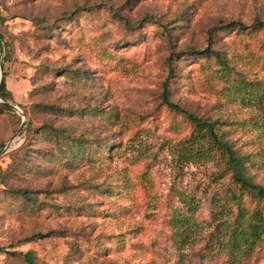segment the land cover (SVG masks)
<instances>
[{"label":"rangeland","instance_id":"rangeland-1","mask_svg":"<svg viewBox=\"0 0 264 264\" xmlns=\"http://www.w3.org/2000/svg\"><path fill=\"white\" fill-rule=\"evenodd\" d=\"M2 74L0 246L39 264L238 262L230 231L264 202L207 138L189 152L194 123L162 93L264 186V0H0ZM240 262L263 264L264 239Z\"/></svg>","mask_w":264,"mask_h":264},{"label":"trees","instance_id":"trees-1","mask_svg":"<svg viewBox=\"0 0 264 264\" xmlns=\"http://www.w3.org/2000/svg\"><path fill=\"white\" fill-rule=\"evenodd\" d=\"M114 14L119 19L123 18L119 12H114ZM230 24L234 26L238 25V27L243 28V24L241 22L236 21V22H231ZM199 51L201 53L212 54V56H214L216 60L219 61V64H221V66H223L224 69H228V64L226 62V59L222 58L218 51L211 50L209 47L200 49ZM250 91H251L250 93H252L253 96L258 94L257 95L258 100L264 101V92L259 93L260 91H257L255 92L256 94H254L253 90ZM162 95L164 102L168 107L177 109L180 112L184 113L194 123V129H196L197 134L194 137H192L191 140L189 139V142L191 141L198 142L199 139L207 138L209 143L208 148H206L207 152L211 151L212 148H217L223 151L226 155V163L228 168L231 170L232 178L239 183V186L241 188L253 192L264 202V186L257 184L251 180L250 176L246 172L248 166V164L246 163L247 158L244 155L235 152V150L231 147V144L226 139L223 138L222 134L216 128V124H215L216 122L206 118H200L195 114L188 112L187 110H184L178 104L170 101L168 99V90L166 88V85H164ZM9 98H10V92L6 89L5 74H2L0 106L4 109L12 110V106L8 100ZM8 113L7 114L9 116L10 122L13 125H18L20 117L16 113H10V112ZM194 138L196 140H194ZM188 147L190 148L189 152L198 153L200 151V147L195 151V148H193L192 146V142L189 143ZM203 153L205 152L204 151L201 152V154ZM23 193H25V191H23ZM216 215L213 214L214 220L219 219L218 217H216ZM223 220L224 221L222 220L221 221L224 225H226L225 230H227L228 220L224 218ZM244 225L245 226L242 227V229H238V227L236 228L233 227V229H231L229 234L228 245L230 249L234 250L235 259H238V262H236L235 264H243L240 262L242 255L252 252L255 246L257 245V243H260L264 239L263 212L258 209L255 210V212L247 216ZM41 235H42L41 233H35L32 234L27 239L39 238L41 237ZM225 235L226 234H224V236ZM0 251H5L13 255H18L28 264H39L38 262H36L34 258V253L32 251H17V250L9 251L2 246H0Z\"/></svg>","mask_w":264,"mask_h":264},{"label":"water","instance_id":"water-1","mask_svg":"<svg viewBox=\"0 0 264 264\" xmlns=\"http://www.w3.org/2000/svg\"><path fill=\"white\" fill-rule=\"evenodd\" d=\"M1 82H2V76H0V92H1ZM15 107V106H13Z\"/></svg>","mask_w":264,"mask_h":264}]
</instances>
